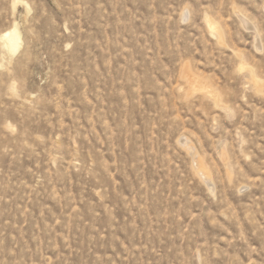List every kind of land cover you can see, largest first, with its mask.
I'll list each match as a JSON object with an SVG mask.
<instances>
[{
  "label": "rangeland",
  "instance_id": "1",
  "mask_svg": "<svg viewBox=\"0 0 264 264\" xmlns=\"http://www.w3.org/2000/svg\"><path fill=\"white\" fill-rule=\"evenodd\" d=\"M0 264H264V0H0Z\"/></svg>",
  "mask_w": 264,
  "mask_h": 264
},
{
  "label": "bare ground",
  "instance_id": "2",
  "mask_svg": "<svg viewBox=\"0 0 264 264\" xmlns=\"http://www.w3.org/2000/svg\"><path fill=\"white\" fill-rule=\"evenodd\" d=\"M8 37L11 38V40H7L6 37H4L5 38V41H4L5 45L11 46L12 43H15L17 41L16 35H13V36L9 35ZM186 80H187V83L189 84V88L193 91H196V88L198 86H200L199 82H197L195 79H192L191 77H186ZM201 90H204V88H202Z\"/></svg>",
  "mask_w": 264,
  "mask_h": 264
}]
</instances>
